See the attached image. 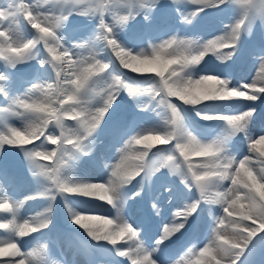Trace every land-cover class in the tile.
<instances>
[{
	"label": "snow or ice",
	"instance_id": "snow-or-ice-1",
	"mask_svg": "<svg viewBox=\"0 0 264 264\" xmlns=\"http://www.w3.org/2000/svg\"><path fill=\"white\" fill-rule=\"evenodd\" d=\"M52 2L59 7V15L51 8H44L39 0L36 3L11 0L6 7L0 8V20L8 22L7 28L0 31V55L4 61L14 67L18 63L33 59L36 54L33 50L40 45L47 53L41 60V66L50 65L55 73L54 84H47L45 87L43 84L35 83L29 92L12 100L11 106L5 109L15 114L27 115L28 120L23 129L6 126L4 131H0V150H3L5 145L21 146L20 149L24 151L30 167L35 170L34 174L50 181L56 194L96 197L112 206H115V193L118 189L131 183L142 173L150 175L162 167H167L172 172L183 170L185 179L190 180L198 190L200 200L209 205L219 204L227 215L215 218L213 237L207 246L200 249L197 259L194 261L180 259L175 261V264H237L253 237L264 232V166L256 167L251 156H245L239 161L222 156L224 141L204 143L197 139L185 127L177 103H173L169 98L178 97L184 105L196 106L204 101L215 100L240 99L251 102L264 94V57H260L258 79L239 87H230L231 81L213 74L201 75L194 79L189 71L199 65L208 54L221 61L232 59L242 33L251 34L253 24L257 20L264 25V0H185L186 4L196 6L195 11L183 17L188 23L206 9H221L222 6L226 7L229 4H236L239 7V16L234 23L226 26L225 35L217 36L215 39L200 43L172 36L158 44H150V53L142 49L135 54L121 44L117 32L123 30L139 15H143L146 20L149 19L161 5L162 0H124L122 15L114 12V8L120 5V0H52ZM172 4L176 5V0H172ZM177 11H180L179 7ZM72 15L97 18L96 34L94 40L90 42V47L83 44L75 45L74 48L77 50L74 51L73 48L65 47L62 37L58 35V30ZM109 16L112 17L111 23L108 22ZM24 21L35 30L34 38L18 37L20 24ZM98 44L110 49L116 60L110 59L105 62L98 58L100 56L96 47ZM85 48L88 55L79 51ZM172 65H178L179 71L176 68L169 71ZM121 67L131 70L132 73H155L160 79L158 86L151 91L154 96H163V101L167 102L171 113L170 127L154 135L137 133L129 141V147L134 143L151 149L157 144L167 145L170 141H175L174 154H168L162 161L154 164L147 150H135V155L121 156L120 163L114 166L106 183L73 182L70 177L63 176L66 155L83 152L85 141L99 128L122 91L127 92L130 97L136 94V89L128 82L120 70ZM166 72L168 76H165ZM3 79L5 77L0 75V80ZM97 86L100 87L98 92L95 91ZM3 91L0 87V92ZM37 93L41 95L33 100L32 96ZM90 93L98 97L94 104L84 99ZM255 112V108H249L237 114H204L201 118L225 121L228 135L232 136L246 132ZM50 117H55V124L61 130L59 136L48 134L46 131L51 122ZM65 117L76 120L77 126L66 127ZM40 137H45L47 141L57 145L56 150L41 151L38 150L39 146L23 147ZM249 150L250 152L255 150L260 157H264V135L255 139L249 137ZM192 156L205 159L194 166L190 160ZM38 158L45 160L56 158V164L41 165ZM259 163L264 165V160H260ZM226 181L230 182L231 186L225 185ZM49 194L54 200L55 195ZM198 206L199 201L187 206L183 211L174 213L176 219L170 226L166 224L163 227L156 244H162L183 229ZM155 207L153 205V208ZM0 211L11 214V219L0 223V229L9 230L11 233L8 239H0V257L15 255L20 257L18 264H36L38 253L35 250L22 252L15 238L25 237L29 233L47 228L49 224L47 214L51 212V208L45 209L42 214L33 218L31 223L28 219L18 222L17 205L7 198L0 200ZM69 212L73 223L84 229L96 241H106L115 246L125 235L131 238L138 236V231L119 215L114 220L74 213L71 209ZM97 221L102 222L103 226L111 225V230L98 225ZM229 231L236 233V237L230 239L226 235ZM118 255L127 256L131 264H154L140 240H135L134 247H129L127 252L119 249ZM0 264H5V261L0 260ZM7 264L17 262L13 260Z\"/></svg>",
	"mask_w": 264,
	"mask_h": 264
},
{
	"label": "rangeland",
	"instance_id": "rangeland-1",
	"mask_svg": "<svg viewBox=\"0 0 264 264\" xmlns=\"http://www.w3.org/2000/svg\"><path fill=\"white\" fill-rule=\"evenodd\" d=\"M10 2L11 0H0V8L6 7ZM25 2L36 3L37 0H25ZM39 2L44 8H51L55 14L59 15L60 9L53 4L52 0H39ZM123 2L124 0H120V5L114 8V12L118 15L124 14ZM177 7L180 8L179 12L177 11ZM195 9V5L186 4L185 0H176V5L172 4V0H162L161 5L156 9V11L160 12V15H156L154 12L147 20L143 15L135 17L123 30H118V39L128 49H131L130 44L135 41L146 43L151 40L150 42L158 44L163 39L171 38L175 33H181V36H184L185 40L201 43L208 40L202 34V30L205 27L211 25L219 26V24L227 26L230 24L232 18L234 21L238 18L240 11L236 4H229L226 7L222 6L221 9H206L193 19L191 23L186 22L183 17L195 11ZM90 18L94 19L95 24L89 31L82 34H74L72 32L75 23ZM175 21H179L181 27H171V23ZM108 22H112L111 16L108 17ZM7 24V21L0 20V31H4L7 28ZM97 25L98 20L95 17L72 15L68 17L67 21L58 30V35L62 37L65 47L69 49L73 48L75 51L77 50L74 48L75 45L83 44L91 46L90 42L95 38ZM69 28H71L70 31L68 30ZM17 35L20 39H32L36 36V32L24 21L20 24ZM38 46L42 48V46ZM96 47L100 53L98 58L105 62H108L110 59L116 60L115 55L111 53L110 49L103 48L100 44ZM33 51L36 53L33 59L18 63L14 67L8 65L4 61L3 56L0 55V75L5 77V79L0 80V87L4 90L0 92V131H4L6 126L23 129L27 123V115L5 111V109L11 106L12 100L17 97H23L35 83L43 84L46 87L47 84H54L55 82V73L49 70L51 66H41V60L45 56L40 55L37 49ZM79 51L83 52L84 55H88L87 48L79 49ZM225 51H228V49H225ZM260 57H264V25L257 20L253 24L251 34L247 32L242 33L232 59L221 61L215 56L208 54L199 65H196L189 71L194 79H198L201 75L213 74L231 81L230 87H239L241 84L251 83L253 79H258ZM116 63L118 64V61ZM8 68L17 69L28 76H31V74L36 76L31 78L29 82L22 83L15 80L7 72L6 69ZM172 68H176L179 71L178 65L170 66L169 71ZM120 70L127 77L132 87L136 89V94L130 97L126 92L127 96L122 98L121 107L117 108V111H109L110 113L105 117L96 132L85 141L83 152H73L69 156L66 155V166L63 170V176L70 177L73 182L90 181L89 183H97L99 179H107L106 176L111 174L114 166L120 163L122 155H135V150H146L144 145H135L134 143L129 147V141L132 140L133 136L137 133L154 135L156 132L164 131L170 127L171 113L167 105H165L167 102L163 101L162 95L154 96L151 91L158 86L160 78L155 73H132L131 70L123 69L122 67ZM165 76H168L167 72ZM95 91H100V87L97 86ZM40 95V93H37L32 96V99L36 100ZM173 98L172 102L177 103L181 110L185 127L192 135L197 139L203 138L202 140H205L204 143L217 140L224 141L222 156L239 161L249 155V137L255 139L264 135V94L260 95L256 101L251 102L240 99L215 100L212 102L204 101L196 106L184 105L178 97ZM64 99L67 100V97ZM84 99H88L94 104L98 97L90 93ZM159 103L161 105H156ZM117 106L115 105L114 108ZM249 108H255L256 112L250 120L246 132L229 136L228 127L222 130L219 129L213 133H208L205 130L214 120L202 119L201 117L204 114H237L247 111ZM71 120L68 117L64 118L66 127L77 126L76 120ZM50 121L46 129L47 133L59 136L61 130L55 124V117H50ZM126 126L131 127L129 135L120 137L119 131ZM150 130H154V132L150 133ZM174 144L175 141H170L167 145H155L153 148L160 146L167 148L164 152L156 154L151 159L152 162L154 164L159 163L166 155L174 154ZM31 145L32 147L39 146L38 150L41 151H53L58 147L57 145H53L51 141H47L45 137L33 139L32 144H29L28 147L30 148ZM69 148H71L70 145ZM19 149H16V146L5 145L3 150H0V196L6 195L5 198H9L8 195L13 194L15 200L17 199L16 201H18V198L22 194H26V196L33 195L31 197H34V199H26L23 202L28 206L29 210L33 211L36 210L35 207L38 204H45L49 208L47 204L53 203L56 206L55 209H57L58 205L61 209H72L75 212L77 210L76 213L83 214L96 213L98 216L106 219L115 220L119 215L138 231L136 238L125 235L113 246L106 241L92 239L84 229L74 224L73 220H67L64 212H55V214L49 215L47 218L49 219V224H52L56 230L58 243L50 249L45 248V233L42 235L40 242L34 243L30 250L25 251L35 250L38 253L36 264H47L53 256L64 257V260L66 259L64 263L66 264L68 262L69 264H131V260L127 256L122 257L118 255V250L121 249L127 252L129 247H134L135 240H140L146 251L151 255L154 264H175V261L180 259L194 261L199 257L200 249L205 247L213 237L212 230L215 226V218L227 215L219 204L213 206L215 212L206 206H198L196 212L188 218L183 229L175 233L169 240H165L162 244L157 245L156 240L159 239L163 232V227L166 224L170 226L176 219L174 213L183 211L184 208L197 201H199V205L204 204V201L200 200V194L194 184L190 180L185 179L183 170L172 172L167 167H162L159 171H155L150 175L147 174L144 197L137 195L140 188L138 179V183H134V186L130 190H127L126 193L123 192V188L118 189L115 193V206H112L107 204L106 201H100L96 197L56 194L54 189H52L50 181L42 176H40V179L34 174L35 170L29 166L30 164L25 158L23 150ZM176 155L179 156V153L176 152ZM253 156V163L254 160L256 163L264 160V157H260L258 152L254 153ZM180 159L183 163V158L181 157ZM204 159L190 160L195 166ZM49 161H44L42 165H50ZM51 162H55L56 164V158L51 159ZM256 166L260 167L264 165L257 164ZM226 184L231 186L230 182L226 181ZM177 187L179 188V192L175 198L171 199L170 192L173 188ZM29 189L34 191V193L32 194ZM49 193L55 195L54 200ZM36 196L43 198L37 201ZM242 202L246 203L245 201ZM90 203H92V206L97 207V211L91 210ZM142 204H146L148 209L147 223L145 225L140 223V205ZM153 205L156 207L153 208ZM18 209L21 213L24 211L22 207H17ZM54 218L56 219L55 221L58 220L60 222L58 224L53 223ZM133 220L134 223L132 222ZM96 223L102 227H107L109 230L112 228L111 225L103 226L100 221ZM140 225L145 230H142ZM206 225L212 227L209 234L203 232V227ZM44 231L46 229L43 230V233ZM189 231L198 233L199 239L184 252H176L177 243ZM65 241L70 243V247L64 256L61 252V246ZM93 254L95 256L93 260H96V262H93L91 258ZM242 256L244 264H264V232H260L253 237ZM19 259L20 257L16 256L15 261L17 262ZM204 259H209V257H204Z\"/></svg>",
	"mask_w": 264,
	"mask_h": 264
},
{
	"label": "bare ground",
	"instance_id": "bare-ground-1",
	"mask_svg": "<svg viewBox=\"0 0 264 264\" xmlns=\"http://www.w3.org/2000/svg\"><path fill=\"white\" fill-rule=\"evenodd\" d=\"M235 19V18H234ZM237 19V18H236ZM234 22V20H233V18L230 20V24H232ZM229 24V25H230ZM226 30H227V27L226 26H224V25H222V24H219V26L218 25H211V26H207V27H205L203 30H202V34L205 36V37H207L208 38V40H210V39H215L217 36H223V35H225V32H226ZM81 33V32H80ZM74 34H76V32H74ZM82 34V33H81ZM78 35V34H77ZM178 35V36H177ZM173 36H175V37H177V38H179V39H185V37L184 36H181V33H175V34H173ZM20 38V37H19ZM167 38V37H166ZM24 39V38H23ZM164 40V39H163ZM151 41V40H150ZM150 41H148V42H141V41H135V42H133L132 44H130V48H131V50H132V52H133V54H135V53H138L140 50H145V51H147L148 53H150L151 52V49H150V47H149V45L150 44H155V43H152V42H150ZM206 41V40H205ZM205 41H202L201 43H204ZM139 42V43H138ZM160 43V42H159ZM154 128H156V127H154ZM158 129V128H157ZM129 133V132H128ZM203 138H199V140L200 141H202V142H205V140H202ZM248 152H249V155H247V156H251V158H252V160L254 159V156H253V154L254 153H256L257 151H252V152H250V150H249V147H248ZM119 154V153H118ZM258 156V155H257ZM244 157V156H243ZM152 157H150V159H151ZM121 159V158H120ZM101 161V160H100ZM99 161V162H100ZM254 163H255V165H257V164H260L259 162H257L256 163V161L254 160ZM113 165V164H112ZM109 167V166H108ZM256 167H259V166H256ZM96 175V174H95ZM87 176V175H86ZM109 174L106 176L107 177V179L105 178H102V179H99V180H97L98 182L97 183H100V182H102V183H104V182H106L107 180H108V178H109ZM89 178V177H88ZM99 178V177H98ZM74 180V179H73ZM93 180V179H92ZM89 181V180H88ZM90 182V181H89ZM96 183V182H95ZM29 191L33 194L34 193V191H32V190H30L29 189ZM28 191V192H29ZM125 191V190H124ZM36 195V194H35ZM31 196H33V195H27L26 196V194H22L19 198H18V201H16L15 200V198L13 197V194H9L8 195V197L9 198H7L10 202H12L13 204H15V205H17V207H22L23 208V212L21 213V211L18 209L17 210V219H18V222H23V220H25V219H28L29 221H30V223H31V221H32V219L33 218H35V217H38L40 214H42L43 212H44V210L45 209H47V207H46V205L45 204H38L35 208H36V210H29L28 209V206L27 205H25L23 202L26 200V199H30V197ZM6 197V195H4V196H0V200H2L3 198H5ZM37 197V196H36ZM42 199L43 197H40V196H38L37 198H36V200H38V199ZM34 201H32V203H33ZM23 203V204H22ZM34 205H36V203H33ZM92 203H90L89 205H91ZM48 205V207L49 208H51V212L50 213H48L47 214V217L49 216V215H53V214H55V212H64V214H65V217H66V219L67 220H72V215L70 214V212H69V209L67 210V209H61L60 208V206H58L57 205V209H55L56 208V206H54V204L53 203H49V204H47ZM100 208V207H99ZM62 210H65V211H62ZM72 210V209H71ZM91 210H95V211H97V207L96 206H92L91 205ZM72 212H74V213H76L77 212V210H76V212L74 211V210H72ZM79 213V212H78ZM83 214V213H82ZM85 215H95V216H98V214H96V213H90V214H85ZM8 219H11V214H9V213H5V212H3V211H0V223H4V222H7V220ZM53 220H56L55 218L53 219ZM52 221V220H51ZM58 221V220H57ZM133 223H134V220L132 221ZM70 223V222H69ZM73 224V223H72ZM134 227V226H133ZM210 231H211V229H210ZM210 231H209V233H210ZM39 234V236L35 239V241H33V242H31V243H29V245H27V247H25L24 245H23V243L28 239V238H31V237H33V236H35V235H38ZM40 234L41 233H38V232H36V233H29V235L28 236H25V237H16L15 238V242H17L18 243V245L20 246V249H21V251L22 252H25L26 250H30V248H32L33 247V245H34V243H36V242H39L40 241ZM11 236V233L9 232V230H6V229H0V239H8L9 237ZM206 245V244H205ZM207 246V245H206ZM69 247H70V243L69 242H63L62 243V246H61V248H62V253H63V255L65 256V253H66V251L69 249ZM11 251V250H10ZM6 259V260H3V259ZM15 258H16V256L15 255H9V256H6V257H0V260H3V261H5V264H7V262L8 261H15ZM19 261V260H18ZM18 261H17V264H18ZM66 261V259L64 260V257L63 258H60L59 256L58 257H52V259L49 261V262H47V264H66V263H64ZM189 261V260H188ZM79 263V262H78ZM67 264H69V262L67 263ZM76 264V263H75Z\"/></svg>",
	"mask_w": 264,
	"mask_h": 264
},
{
	"label": "clouds",
	"instance_id": "clouds-1",
	"mask_svg": "<svg viewBox=\"0 0 264 264\" xmlns=\"http://www.w3.org/2000/svg\"><path fill=\"white\" fill-rule=\"evenodd\" d=\"M226 235L231 239V238H235L237 234L234 233V232L229 231V232L226 233Z\"/></svg>",
	"mask_w": 264,
	"mask_h": 264
}]
</instances>
